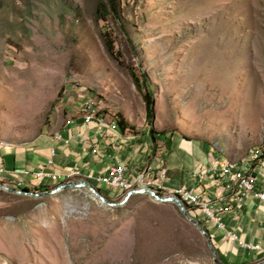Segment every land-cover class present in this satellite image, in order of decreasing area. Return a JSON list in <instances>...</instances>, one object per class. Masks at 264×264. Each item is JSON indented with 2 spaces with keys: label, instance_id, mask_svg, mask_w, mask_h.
<instances>
[{
  "label": "rangeland",
  "instance_id": "rangeland-1",
  "mask_svg": "<svg viewBox=\"0 0 264 264\" xmlns=\"http://www.w3.org/2000/svg\"><path fill=\"white\" fill-rule=\"evenodd\" d=\"M110 3L0 0V137L80 114L82 93L110 121L205 140L230 161L264 148V0ZM130 69L145 77L148 116ZM22 197L0 190V264H212L170 203Z\"/></svg>",
  "mask_w": 264,
  "mask_h": 264
},
{
  "label": "crops",
  "instance_id": "crops-1",
  "mask_svg": "<svg viewBox=\"0 0 264 264\" xmlns=\"http://www.w3.org/2000/svg\"><path fill=\"white\" fill-rule=\"evenodd\" d=\"M92 119L110 121L107 116L99 113ZM89 120L91 118L85 117L81 112L68 116L60 123L51 124L47 130L24 141L0 137V168L4 171L0 182L10 187H14L19 181H24L25 187L34 184L32 174L50 159L51 153H54L51 158L53 173L64 175L75 170V177L78 178L76 180L87 179L99 190L108 189L99 183L101 176L116 165L126 167L128 177L138 174L153 164L156 146L161 140H165L166 153L162 157L167 170L163 183L165 189L191 187L194 181L198 180L211 195L222 194L216 183L207 175V170L213 168L220 160L226 165L227 162H232V159L221 155V151L216 150L208 141L179 133H166L156 136V142H153L150 127L135 130L129 126V130L121 132L113 126L116 131H111L107 128L99 129L94 122H83ZM58 136H61V139H55ZM195 175L198 179H193ZM67 181L68 178H61V183ZM126 183L129 188L110 192L111 198H121L127 191L135 189V181ZM143 186L153 187L146 182ZM138 188L141 187L137 185ZM192 215L196 218V214ZM221 222V230L213 224L204 227L222 263L248 264L264 259V203L247 200L240 208L227 212ZM229 232L236 234L240 242L257 246L259 250L250 251L238 241L230 240L227 236Z\"/></svg>",
  "mask_w": 264,
  "mask_h": 264
},
{
  "label": "built area",
  "instance_id": "built-area-1",
  "mask_svg": "<svg viewBox=\"0 0 264 264\" xmlns=\"http://www.w3.org/2000/svg\"><path fill=\"white\" fill-rule=\"evenodd\" d=\"M80 109H88L89 104L86 102L84 94L79 95ZM85 124L94 122L99 129L114 130L110 121L91 120L83 121ZM61 139V136L55 137ZM155 158L152 165L145 170H141L136 175L128 177L126 167L116 165L112 167L107 174L101 176L98 181L104 187H107L112 192H117L119 188H125V183L135 181V190L139 182L147 184L161 185L160 196H181L182 204L187 208L189 213H196V220L203 225L213 224L218 230L223 229L222 218L230 211L240 208L247 200H255L264 203V148L252 150L250 159L239 167H234L233 170H226L223 161H219L213 168L207 170V175L211 181L216 183L222 194L211 195L204 189L198 180L194 181L191 187H176L174 189H165L163 183L167 177V170L163 165L162 157L166 153V142L161 140L155 149ZM51 157L38 170L32 174L35 180L34 184L24 186V181H19L12 188L23 190L24 188H52L61 184V178H68V182L76 181L75 170H71L64 175H57L51 171L53 166ZM4 174L0 168V176ZM193 177V179H195ZM198 179V177H197ZM53 184L52 186L50 185ZM114 198H116L114 196ZM228 238L232 241H238L240 245L256 252L259 247L247 245L238 240L234 233H228Z\"/></svg>",
  "mask_w": 264,
  "mask_h": 264
},
{
  "label": "water",
  "instance_id": "water-1",
  "mask_svg": "<svg viewBox=\"0 0 264 264\" xmlns=\"http://www.w3.org/2000/svg\"><path fill=\"white\" fill-rule=\"evenodd\" d=\"M77 189H85L90 193L92 198L97 200L100 204H103L108 207H116V206H121L124 205L128 199L132 195L136 194H142V195H147L151 200L157 202V203H170L173 206L177 208L179 211L180 215L182 216L183 220L201 237L206 249L208 250L212 264H224L222 263L218 256L216 249L213 246L211 237L207 230L203 228L201 223L197 220H195L187 210V208L181 203V201L174 196H160L154 191L143 188V189H138V190H130L127 191L122 199V201L114 203L110 202L109 198L105 197L94 185H92L87 179H80L77 181H70V182H65L61 183L57 186H55L51 190H45V191H40V192H34V191H25V190H18L14 189L12 187H9L2 182H0V190L5 191L10 194L14 195H20L23 197H30L32 199H39L51 195H56L61 191L64 190H77ZM248 264H264V259L255 263H248Z\"/></svg>",
  "mask_w": 264,
  "mask_h": 264
},
{
  "label": "trees",
  "instance_id": "trees-1",
  "mask_svg": "<svg viewBox=\"0 0 264 264\" xmlns=\"http://www.w3.org/2000/svg\"><path fill=\"white\" fill-rule=\"evenodd\" d=\"M114 1L115 0H111L110 6H111V10L114 11ZM100 11L105 12V6L102 3H99V6L97 8V13ZM130 71V75L133 79V83L135 85V87L137 88V90L141 93L142 98L144 100L145 103V108H146V114L147 116L151 114V106H152V97H151V93L149 90H145V85H146V80L145 77H141L138 76L137 74L134 73V71L132 69L129 70ZM115 123H116V129H118L121 132H124L125 130H129V126L127 125V123L125 122L124 118L120 115L117 114L116 117L112 118ZM162 133H157L152 127L150 128V136L153 140V142H156V136H161ZM184 138V137H183ZM259 149H263V148H259ZM78 179V178H76ZM49 188H32V189H27L24 188L23 190L25 191H34V192H40V191H45L48 190ZM157 193H161V191H157ZM22 198H26V197H22ZM130 199V198H129ZM128 199V201H129ZM127 201V202H128ZM127 202L125 204H127ZM173 206V205H172ZM174 210L178 213V215L180 216V218L183 220L182 216L180 215L179 211L177 210V208L175 206H173ZM184 221V220H183ZM185 222V221H184ZM186 223V222H185ZM186 225H188L186 223ZM203 226V228L205 229L204 225L201 224ZM189 226V225H188ZM206 230V229H205ZM204 244V243H203ZM214 246V245H213ZM204 249L206 251H208L204 245Z\"/></svg>",
  "mask_w": 264,
  "mask_h": 264
},
{
  "label": "bare ground",
  "instance_id": "bare-ground-1",
  "mask_svg": "<svg viewBox=\"0 0 264 264\" xmlns=\"http://www.w3.org/2000/svg\"><path fill=\"white\" fill-rule=\"evenodd\" d=\"M86 102L90 103L89 104V110L88 109H80L81 112H82V114L84 113L85 117H87V118H92L94 116L96 117V115H98V113H99L98 107L94 103H92L91 101H89V100H87ZM111 125L112 126H116V123H115L114 120L111 121ZM249 159L250 158H247V159H244V160H241V161L227 162L226 165H225V168H226V170H233L234 167H239V165H244ZM143 185H144V182H139L138 186L141 187V188H138V189L147 188V189H150V190L154 191L155 193H157V191L158 192L161 191V185L151 184L153 186L152 188H150V187H144ZM127 188H129V187H128L127 183H125V188H119V189L126 190ZM133 190H135V189H133ZM174 197H177L181 201V203H182V197L181 196H174ZM192 214H196V213H190V215L196 220L195 216L192 215Z\"/></svg>",
  "mask_w": 264,
  "mask_h": 264
}]
</instances>
